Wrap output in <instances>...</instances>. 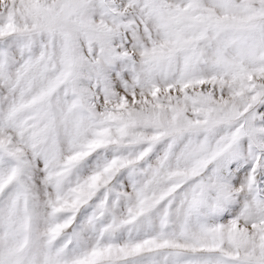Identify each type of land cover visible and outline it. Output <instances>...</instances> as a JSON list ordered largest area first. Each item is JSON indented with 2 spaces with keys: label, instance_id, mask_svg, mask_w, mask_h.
Listing matches in <instances>:
<instances>
[{
  "label": "snow or ice",
  "instance_id": "snow-or-ice-1",
  "mask_svg": "<svg viewBox=\"0 0 264 264\" xmlns=\"http://www.w3.org/2000/svg\"><path fill=\"white\" fill-rule=\"evenodd\" d=\"M0 264H264V0H0Z\"/></svg>",
  "mask_w": 264,
  "mask_h": 264
}]
</instances>
